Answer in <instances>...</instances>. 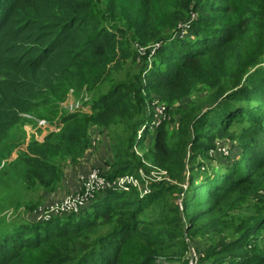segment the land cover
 <instances>
[{
    "label": "trees",
    "instance_id": "trees-1",
    "mask_svg": "<svg viewBox=\"0 0 264 264\" xmlns=\"http://www.w3.org/2000/svg\"><path fill=\"white\" fill-rule=\"evenodd\" d=\"M160 1L130 0L138 8L121 13L116 0H0V169L22 173L16 184L25 192L15 197L30 210L43 204L62 165L90 146L89 129L112 124L119 138L108 178L145 168L144 159L174 181L153 183L142 199L107 190L42 224L3 221L0 264H171L188 254L192 235L209 237L195 264H264V0H175L156 20ZM80 81L90 85L80 107L3 161L17 145L12 134L35 123L28 116L55 108ZM203 89L182 142H168L164 120L151 124L153 97L170 105ZM215 140L239 146L231 163H208ZM170 191L182 193L180 209L159 206ZM233 204L242 205L235 217H218Z\"/></svg>",
    "mask_w": 264,
    "mask_h": 264
},
{
    "label": "rangeland",
    "instance_id": "rangeland-1",
    "mask_svg": "<svg viewBox=\"0 0 264 264\" xmlns=\"http://www.w3.org/2000/svg\"><path fill=\"white\" fill-rule=\"evenodd\" d=\"M119 4L115 7L118 12L124 13L130 11V8L137 9L138 3L135 6H130V0L126 4L124 3L125 0H116ZM175 0H165L160 1L157 3V6L154 9L153 17L156 20H162L165 16L169 15L168 11L171 9ZM184 2V1H181ZM195 13H191V17L189 18L188 23L195 17ZM108 24V23H107ZM181 26V25H180ZM183 26V25H182ZM186 26V25H185ZM185 33L186 29L183 27ZM184 31L180 32L181 34ZM263 45L260 46V49H263ZM152 49V47H150ZM139 54H143L142 49H138ZM154 53V47L151 50V54ZM151 63H149L148 67ZM264 64V62H263ZM138 65V64H137ZM82 83L80 86H69L66 97L62 101H58L55 108L49 109L43 114H39L35 112L34 114L39 115L38 118L35 115H29L28 118L32 119L35 123L31 125L28 122L23 123L22 129L25 131L21 132L20 137L18 135L12 134V139L14 142H17V145L13 148L10 155L8 157L3 158V161H11L13 160L16 155L18 154L19 150H26L28 140L31 138H38L41 139L47 133V128L53 124L56 125L58 120L60 119L61 112L64 113L66 111L72 110L74 107H80V102L89 96L87 93V89L90 88V85L86 81H80ZM82 86V87H81ZM81 87V89H79ZM87 88V89H86ZM79 89V90H78ZM209 94L208 89H203L201 91H197L193 97H186L182 100H175L172 104L167 105L159 98V96L155 95L153 97L152 106L154 111L153 120L151 122L153 127H156L161 120H164V125L167 127L168 131V142H182V132H181V125L184 124L185 127L188 126L189 122L194 119L195 115L198 113V109L192 110L190 113L188 107H195L194 104H198L199 101L205 98V95ZM188 114V115H187ZM42 117V118H41ZM196 123L191 124L189 130H185V132H194V126ZM60 125V124H59ZM42 126V127H38ZM44 126V127H43ZM35 128H40L35 130ZM46 128V129H45ZM141 131V130H139ZM34 132V133H33ZM184 134V131H183ZM88 136L90 138V146L85 150V152L81 155V157L71 163H65L61 167V174L62 178L59 182L58 186L55 190L51 193H45V202L41 205L48 206L44 210L47 211L55 204H61V202L67 198L68 196L72 197V201L74 204V208L68 212L60 211L59 213L49 215L48 217L44 216L45 213H41L39 216L37 213L38 208L41 206L39 205L37 208H33L30 210L27 208L29 202L27 199L22 200L20 197H15L16 191H19V186L16 182L21 178L22 173L20 172H11L7 171V169H0V226L2 225L3 221H17L19 219H24L27 222V219L31 221V224L39 222L42 224L44 222H48L49 220L60 217L63 215H67L70 213H78L80 210L84 209L85 207L89 206L91 203V196L92 194H99L101 192L112 190V188L117 187V183L119 181L128 180L127 183L128 189L124 190L127 191H134L140 199L145 197L150 190L152 189L153 183H165V184H174L170 175L168 174L166 169H163L157 165L150 164L146 162V160L141 159L142 164L144 167H139L136 172L132 173H125L118 175L114 178H108L107 175V166L106 161L112 160L111 150L112 148V141L113 138L118 140L119 134L118 131L115 130L113 124L110 126V129H101L98 127H92L88 131ZM186 136V134H185ZM191 141L193 137L190 138ZM186 141V140H185ZM189 140H187L188 142ZM8 144H9V135H8ZM190 144L188 143L186 146V158L190 160V154L192 151L190 149ZM136 154L141 157V151L138 147L135 149ZM239 151V146L234 143L226 140H215L213 146L210 147L208 150V155H210V159L208 163L213 167H218L220 164L227 165L231 163L233 160V156L236 155ZM197 159L199 162L202 161L201 156H198ZM220 163V164H219ZM205 165V164H204ZM89 169V170H88ZM187 174L191 172L189 170V164H186ZM88 170V171H87ZM91 172V173H90ZM87 181L85 182L84 179L89 175ZM95 174L96 177L100 178L103 181V187L93 188L87 186V182L90 181L92 178L91 175ZM71 183L74 182L72 189L70 192L65 191L68 186V181ZM114 181V182H113ZM113 182V183H112ZM107 184H111L109 187ZM181 184V183H180ZM183 190H185L186 185L181 184ZM25 184L23 183L21 186V190L19 194H23L25 192ZM143 193V195H141ZM51 194L52 197L49 198ZM168 201L162 204L159 203V206L164 205H174L177 208H181V197L182 193H178L177 191H170L167 193ZM87 196V198H86ZM28 198L34 200L37 198L36 193L31 192ZM250 200V198H249ZM80 203V204H79ZM158 206V210L160 207ZM242 205L233 204L228 210L227 216L221 214L218 217H235L239 212V208ZM46 211V212H47ZM217 216V214L215 215ZM60 221V220H59ZM54 222V224L58 223ZM51 222V221H50ZM220 222L223 223L224 220L220 219ZM188 242V254L185 251L183 254H180L178 259H174L171 264H189L191 258H195L197 260V255L201 254L202 251L206 248L209 237L207 235L199 236V235H192L186 237ZM197 252V254H196ZM187 258V262H186Z\"/></svg>",
    "mask_w": 264,
    "mask_h": 264
},
{
    "label": "built area",
    "instance_id": "built-area-1",
    "mask_svg": "<svg viewBox=\"0 0 264 264\" xmlns=\"http://www.w3.org/2000/svg\"><path fill=\"white\" fill-rule=\"evenodd\" d=\"M52 126H55V127H50L51 130L55 129L56 128V125L53 124ZM38 127H42V126H38ZM44 127V126H43ZM91 173V172H90ZM90 173L89 175L84 179V181L86 182L88 177L90 176ZM92 178L90 181L87 182V186L90 187L91 189L93 188H98V187H103V181L96 177V175L93 173L91 175ZM114 182V181H113ZM112 182V183H113ZM127 183H129L128 180H123V181H119L117 183V187H114L112 188V190H118V191H124V190H127L128 189V186H127ZM109 187H111V184H107ZM141 195H143V193H141ZM91 196V200L92 198L94 197V194L90 195ZM87 198V196H86ZM80 204V203H79ZM74 204H73V201H72V197L71 196H68L67 198H65L61 204H55L53 205L48 211L47 209L44 210L45 208H47L48 206L46 205H42L38 208L37 210V213L38 215L40 216L41 213H45L44 216L48 217L49 215H53V214H56V213H59L60 211H70L72 210L74 207ZM47 211V212H46ZM196 263V259L195 258H191L190 261H189V264H195Z\"/></svg>",
    "mask_w": 264,
    "mask_h": 264
},
{
    "label": "crops",
    "instance_id": "crops-1",
    "mask_svg": "<svg viewBox=\"0 0 264 264\" xmlns=\"http://www.w3.org/2000/svg\"><path fill=\"white\" fill-rule=\"evenodd\" d=\"M88 170H89V169H88ZM88 170H87V171H88ZM67 181H68V180H67ZM73 184H74V182H72V183H71V186H70V182L68 181V186H67V189H66L65 191L70 192V190H71L72 187H73ZM53 193H54V192H53ZM48 195H50L49 198L52 197L51 194H48Z\"/></svg>",
    "mask_w": 264,
    "mask_h": 264
}]
</instances>
